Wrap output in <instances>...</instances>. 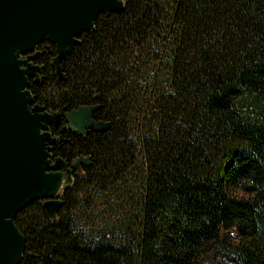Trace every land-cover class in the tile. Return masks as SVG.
Here are the masks:
<instances>
[{
	"label": "trees",
	"instance_id": "trees-1",
	"mask_svg": "<svg viewBox=\"0 0 264 264\" xmlns=\"http://www.w3.org/2000/svg\"><path fill=\"white\" fill-rule=\"evenodd\" d=\"M37 45L45 75L29 84L35 99L50 110L99 103L93 115L110 126L84 137L50 124L64 140L54 155L93 162L63 184L55 218L40 198L17 212L27 240L17 264H203L229 228L227 264H264V0H124L79 34L61 75L55 42ZM133 172L116 236L81 228L78 183L104 188Z\"/></svg>",
	"mask_w": 264,
	"mask_h": 264
},
{
	"label": "water",
	"instance_id": "water-1",
	"mask_svg": "<svg viewBox=\"0 0 264 264\" xmlns=\"http://www.w3.org/2000/svg\"><path fill=\"white\" fill-rule=\"evenodd\" d=\"M124 0H0V264H17L27 247L16 222L19 210L40 198L47 215L55 218L63 204L60 189L92 164L91 154H77L68 165L53 155L51 145L61 137L50 129L64 117L63 126L88 132L103 130L109 119L95 118L99 103L50 110L35 100L29 77H40L42 65L35 48L48 38L55 42L52 62L63 73L61 59L93 27L100 12L120 11Z\"/></svg>",
	"mask_w": 264,
	"mask_h": 264
},
{
	"label": "rangeland",
	"instance_id": "rangeland-1",
	"mask_svg": "<svg viewBox=\"0 0 264 264\" xmlns=\"http://www.w3.org/2000/svg\"><path fill=\"white\" fill-rule=\"evenodd\" d=\"M131 168L137 170V162L132 161ZM131 180H109L104 188L98 187L101 183H89L81 180L79 188L74 190L72 195L76 203L74 211L76 221L81 228H84L91 235H101L114 238L118 229H121L127 221L128 211L131 209L130 191L137 187L134 172L131 173ZM238 193H243L241 188H235ZM228 236L219 251L206 253L202 256L203 264H227L229 247L237 242V233L234 228L227 230ZM224 251V252H222Z\"/></svg>",
	"mask_w": 264,
	"mask_h": 264
},
{
	"label": "flooded vegetation",
	"instance_id": "flooded-vegetation-1",
	"mask_svg": "<svg viewBox=\"0 0 264 264\" xmlns=\"http://www.w3.org/2000/svg\"><path fill=\"white\" fill-rule=\"evenodd\" d=\"M45 50V48L43 47V45H37L36 46V48H35V52L36 53H39V52H43ZM34 61H36V62H38V63H40L41 65H42V70L39 72V75H40V77H38L37 79H35V77H33V76H30L29 77V84H32V82L33 81H36V82H38V81H40L43 77H44V75H45V72H44V63L42 62V61H39L38 59H36V56H35V58H34ZM28 84V85H29ZM36 100V99H35ZM68 109V108H67ZM70 109V108H69ZM66 110V109H65ZM96 118V117H95ZM65 120H64V117L62 116L61 118H60V120L58 121V122H56V123H54V122H52V123H54V124H59V123H63ZM93 127H91V129H92ZM90 129V130H91ZM94 129V128H93ZM89 130V131H90ZM88 131V132H89ZM79 133H83L84 134V137L86 136V133L87 132H79ZM60 133H57V135L58 136H60L61 138L63 137L61 134L59 135ZM63 139H61V141L59 142L58 140H56L53 144H55V143H57L58 144V146H61L62 145V143H63ZM52 146V145H51ZM52 152V151H51ZM80 153H82V152H78V153H75L74 155H72V156H65V155H62L64 158H65V160H66V162H67V164L68 165H70L71 164V161H72V159L77 155V154H80ZM84 153V152H83ZM53 154V153H52ZM54 155V154H53ZM55 155H57V154H55ZM82 168L84 169V170H86V168H87V166L84 164V163H82ZM76 170H75V168L74 167H72V169H71V173H72V175H73V178H75L76 176H77V174H76V172H75ZM85 173V172H84ZM84 173H82V174H84Z\"/></svg>",
	"mask_w": 264,
	"mask_h": 264
}]
</instances>
